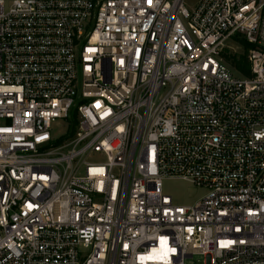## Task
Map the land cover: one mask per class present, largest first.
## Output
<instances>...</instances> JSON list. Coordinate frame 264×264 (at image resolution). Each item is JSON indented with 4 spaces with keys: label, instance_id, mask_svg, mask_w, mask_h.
Here are the masks:
<instances>
[{
    "label": "built area",
    "instance_id": "2783aa9c",
    "mask_svg": "<svg viewBox=\"0 0 264 264\" xmlns=\"http://www.w3.org/2000/svg\"><path fill=\"white\" fill-rule=\"evenodd\" d=\"M0 264H264V0H0Z\"/></svg>",
    "mask_w": 264,
    "mask_h": 264
},
{
    "label": "rangeland",
    "instance_id": "374dc122",
    "mask_svg": "<svg viewBox=\"0 0 264 264\" xmlns=\"http://www.w3.org/2000/svg\"><path fill=\"white\" fill-rule=\"evenodd\" d=\"M229 45L232 46L230 50L233 51L230 54L231 57L234 56L237 59L239 55L243 54L244 50L242 46L232 43ZM163 188L172 196L173 202L180 205L194 204L206 192L204 189L196 187L186 180L177 178L164 180ZM196 259L202 260L200 257H194V262Z\"/></svg>",
    "mask_w": 264,
    "mask_h": 264
},
{
    "label": "trees",
    "instance_id": "16d2710c",
    "mask_svg": "<svg viewBox=\"0 0 264 264\" xmlns=\"http://www.w3.org/2000/svg\"><path fill=\"white\" fill-rule=\"evenodd\" d=\"M242 47L244 49V53L239 55V57H237V59L233 56V57H226L227 62L234 67L238 72H240L241 74L245 75V76H250V70L248 67V63L245 57V52L246 50L250 47L249 44H247L245 41L240 40Z\"/></svg>",
    "mask_w": 264,
    "mask_h": 264
}]
</instances>
